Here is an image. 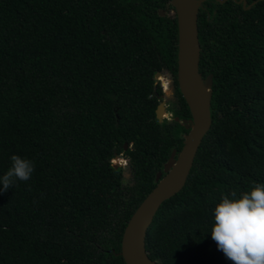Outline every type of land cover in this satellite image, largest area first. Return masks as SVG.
Returning <instances> with one entry per match:
<instances>
[{
  "label": "trees",
  "instance_id": "1",
  "mask_svg": "<svg viewBox=\"0 0 264 264\" xmlns=\"http://www.w3.org/2000/svg\"><path fill=\"white\" fill-rule=\"evenodd\" d=\"M246 1L200 10L212 126L148 229L153 261L232 264L211 238L212 211L222 195L264 183V0ZM171 11L170 0H0V177L12 155L35 163L28 181L0 185V264H125L124 230L192 118ZM164 71L177 102L159 122ZM122 153L129 183L112 163Z\"/></svg>",
  "mask_w": 264,
  "mask_h": 264
},
{
  "label": "water",
  "instance_id": "2",
  "mask_svg": "<svg viewBox=\"0 0 264 264\" xmlns=\"http://www.w3.org/2000/svg\"><path fill=\"white\" fill-rule=\"evenodd\" d=\"M207 1L210 0H170L178 27L177 82L192 118L181 121L189 131L181 135L184 138L181 151L178 153L173 150L163 172L156 176V187L137 208L124 230L120 254L125 264H163L151 260L148 255V229L162 204L177 195L186 185L198 150L212 126L213 75L209 74L204 78L200 72L201 46L198 28L199 13ZM214 1L224 4L229 0ZM233 1L242 4L246 9L251 7L247 6L246 0ZM160 15L164 16L165 12L162 11ZM160 76V73H156V80ZM165 105L162 101L156 110L159 122L165 117ZM175 120L179 121V118Z\"/></svg>",
  "mask_w": 264,
  "mask_h": 264
},
{
  "label": "clouds",
  "instance_id": "3",
  "mask_svg": "<svg viewBox=\"0 0 264 264\" xmlns=\"http://www.w3.org/2000/svg\"><path fill=\"white\" fill-rule=\"evenodd\" d=\"M10 160L0 177L2 191L17 180L28 181L35 170L33 160L18 155ZM212 216L211 238L232 264H264V183L252 182L246 191L222 195Z\"/></svg>",
  "mask_w": 264,
  "mask_h": 264
},
{
  "label": "rangeland",
  "instance_id": "4",
  "mask_svg": "<svg viewBox=\"0 0 264 264\" xmlns=\"http://www.w3.org/2000/svg\"><path fill=\"white\" fill-rule=\"evenodd\" d=\"M175 15L174 11H171L169 13V16L173 17ZM161 79V80H160ZM159 84L163 91V96L161 97V100L164 101L166 104H169L170 101L173 99V93H174V87L172 85V80L169 74L165 73L164 76H160L158 78ZM166 118L168 117V114H165ZM113 164L119 165V167H122L123 169V179L124 183H129L132 178V173L130 168L127 166V163L125 160L121 159V157L112 160Z\"/></svg>",
  "mask_w": 264,
  "mask_h": 264
},
{
  "label": "flooded vegetation",
  "instance_id": "5",
  "mask_svg": "<svg viewBox=\"0 0 264 264\" xmlns=\"http://www.w3.org/2000/svg\"><path fill=\"white\" fill-rule=\"evenodd\" d=\"M165 73H167V74L170 75L171 80H172L171 82H172V85H173V87H174L173 99L170 101L169 104H166V105H165V106H166L165 114H168V117L166 118V116H165L164 119H170L171 116H172V114L170 113V109H171V107L177 102V94H176V89H175L174 76H173L169 71L160 72L161 76H162V75L164 76ZM176 79H177V73H176ZM160 80H161V79H160ZM160 80H158V81H160ZM162 96H163V95H162ZM162 96H161V97H162ZM161 97H160V103L162 102ZM158 106H159V105H158ZM169 114H171V115H169ZM164 119H163V120H164ZM125 145H126V149H125ZM125 145H124V150L127 151V150H128V144L126 143ZM119 157H121V159L125 160L126 163H127V166L130 168V159L128 158V156H126L125 154L122 153V154H120L119 156H117L115 159H117V158H119ZM115 159H113V160H115ZM113 165L119 167V165H116V164H113ZM121 168H122V167H121ZM130 170H131V168H130ZM162 172H163V170H162ZM131 173H132V170H131Z\"/></svg>",
  "mask_w": 264,
  "mask_h": 264
}]
</instances>
